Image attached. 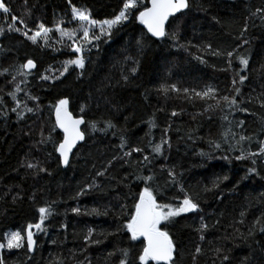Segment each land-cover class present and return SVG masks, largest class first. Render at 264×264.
I'll use <instances>...</instances> for the list:
<instances>
[{
    "label": "trees",
    "instance_id": "1",
    "mask_svg": "<svg viewBox=\"0 0 264 264\" xmlns=\"http://www.w3.org/2000/svg\"><path fill=\"white\" fill-rule=\"evenodd\" d=\"M2 2L11 11L6 17L2 15L7 22L3 26L5 34L0 36V70L8 68L13 73L16 66L28 58L33 59L38 67L29 76L28 84L21 87L39 97L41 111L38 116L27 114L23 120H18L16 113L10 111L14 105L6 95L13 87L6 83L11 76H0V88L3 89L0 96L5 102L0 112L9 109L6 116L0 115V242L11 231H21L26 245L24 230L29 223L39 221L38 208L51 204L54 210L45 221L46 232H35V250L28 253L26 247L12 251L4 249L0 255L5 258V264H119L122 248L129 249L130 264H138L134 257L140 241H130V234L118 231V226L134 211L133 203L143 187L134 176L140 169L135 164L116 160L109 169L114 178L95 177L96 170L105 161L122 154L121 137L127 141L126 150L143 149L142 153L132 154L133 161L142 160L143 155L152 159L148 168L143 169L145 175L156 173L162 184L167 178V170H175L178 184L162 187L158 202L178 204L185 194L179 190L182 185L200 205L198 212L178 217L179 222L167 228L177 245L176 264H194L192 254L198 244L203 251L195 264H264V232L259 231L264 226V219L255 226L254 235L248 236L256 218L264 217V157L235 159L241 149L245 153L258 152L264 142V108L257 99L264 100V21L252 15L256 8L264 7V0H195L190 10L169 22L167 30L177 33V43L152 38L143 51L138 50L136 39L146 31L130 19L113 29L109 42L105 43L104 38L96 42L99 50L92 48L85 56L83 75H80V69L71 66L55 81H42L39 75L49 66L62 70L65 60L76 57L68 47L71 41L65 38L62 44L55 45L58 49L55 51L51 47L33 45L20 34L8 31V26L13 23L11 16L18 17L17 27H22L19 23L22 18L29 27L42 22L54 28L56 22L63 20L62 27L74 28L79 22L71 20L73 6L87 9L93 19L102 21L117 15L124 0ZM138 10L132 12L138 14ZM245 23L248 30L241 37ZM50 37L52 42L60 39L55 31ZM242 39L249 43L237 47ZM205 43H211L213 48H236L229 70H221L228 67L224 57L200 53L190 46ZM179 45L187 46V50ZM198 55H203L206 63L196 59ZM239 56L249 60L246 69L240 65ZM133 60L139 61L135 75L131 74ZM123 75L129 77L127 83L122 79ZM241 75L248 77L243 85H236L240 88L236 99L241 103L230 112L223 104L224 111L205 112L208 104L215 101L188 99L173 92L165 96L160 91L162 85L171 84L196 90L212 86L221 95L231 96L234 94L230 91L232 79L239 80ZM102 94L111 99L112 105L101 103V107H97ZM19 98L24 99L23 92L19 93ZM61 98H68L70 112L75 117L83 116L86 121L83 126L85 140L76 148L66 168L58 162L52 144H35L41 127L47 135L54 124V108L50 105H55ZM28 104L32 106L33 102L28 101ZM82 105H87L83 113L80 111ZM172 111L178 115L172 116ZM100 119H111L116 128L107 134L92 132L87 121ZM150 121L155 127L150 126ZM229 128L236 134L234 139L231 134L228 137L233 150H229V144L223 140V133ZM52 135L55 140L62 139L58 129ZM240 135L250 139L239 141ZM162 139H167L170 147L164 145V154L153 157L152 146ZM210 141L221 143V149H216ZM223 156L230 159H222ZM33 158H39L48 172L35 176L31 170L21 167L22 161ZM252 159L257 160L255 165L251 163ZM251 167L256 168V173H248ZM126 175L128 180L124 181ZM225 176L228 177L226 180ZM94 178L99 187L77 195ZM214 181H218V187H213ZM121 205H127L128 215H120ZM73 208L80 212L74 213ZM93 208L101 213L107 211V215L85 214ZM201 218L209 225L203 232V241L197 230ZM241 220L243 223L239 222ZM89 229L92 239L100 243L85 244L84 237ZM132 244L137 247H130ZM217 248L221 250L219 254L215 251ZM223 255L229 259L222 262Z\"/></svg>",
    "mask_w": 264,
    "mask_h": 264
},
{
    "label": "snow or ice",
    "instance_id": "2",
    "mask_svg": "<svg viewBox=\"0 0 264 264\" xmlns=\"http://www.w3.org/2000/svg\"><path fill=\"white\" fill-rule=\"evenodd\" d=\"M71 0H69V3ZM195 0H124L123 8L115 15L112 19L105 20H96L93 19L87 9H78L75 6L71 8V20L78 21V25L74 28L62 27L64 23L63 20L55 23L54 28L48 27L44 23H36L34 27H29V25L22 19H19L20 25L22 27H17L16 22L18 17L15 15L11 16L13 21L12 24L8 26L9 32H16L23 36L26 40L30 41L33 45H38L39 41L43 43L39 46L41 47H51L54 51L58 50L55 45L57 43L62 44L64 39L71 41L70 47L73 53H76L74 59L65 60L63 62L62 70H54L51 66L45 69L44 73L39 75V79L42 81H55L59 80L69 71L70 66H74L75 69H80V75H83V69L85 68V57L82 55L85 51H91L92 48L99 50V44L96 43L104 38V42L107 43L111 40L113 36V29L117 26L122 25L125 22H128L130 19H134L140 25L143 26V29H146V32L142 31L140 38L136 39V45L139 51L149 44L152 38L156 40L164 41L165 39L172 40L174 43H177V33L175 31H168L169 21L171 17H177L178 13H186V10H190L193 6ZM27 4V0H25ZM150 5V6H149ZM201 7L202 10H205ZM139 9L138 14H134L132 10ZM0 10L5 14H9L11 9L6 6L2 0H0ZM30 14V12H29ZM253 16H258L262 21H264V7H258L252 13ZM179 19V17H177ZM218 22V21H217ZM175 23V21H172ZM98 29V31H97ZM248 30V24L245 23L242 31L243 33ZM55 31L59 34L60 39L58 41H53L50 43V33ZM31 33V34H30ZM4 35V29L0 27V36ZM247 39H242L241 45L237 47H242L244 44H248ZM195 47L200 53H207L215 57H224L227 64V68H222V71H227L231 68L232 59L236 53V48L232 50L213 48L211 43H205L201 45H190ZM181 48L187 50V46L179 45ZM2 51V49H0ZM200 60L201 63H206L203 58V55H198L195 57ZM239 59L240 65L247 68L249 60L243 56L237 57ZM126 59H131V57H126ZM139 64L138 60H133V67L131 68V74L135 75L137 71V66ZM37 63L28 58L25 63H21L15 67L13 73L9 72L8 68L0 70V76H11V79L7 80V84H11L13 87L6 95L11 99L13 105L10 108V111L16 113L18 120H23L27 114L37 115L41 111V105L39 104V97L31 93L30 90L22 88L21 85L28 84L29 76L33 75V70L37 69ZM58 72V74H56ZM18 77L22 78L18 80ZM122 79L125 83L128 82L129 77L123 75ZM246 75L239 76V80L235 77L232 79V87L230 91L234 93L233 95H221L219 90L212 87L206 86L201 90L189 89V88H178L175 84L168 86H161L160 91L167 96L170 92L183 94L188 99L193 97L199 98L200 100H211L215 101L214 104H208L205 108V112L214 111L220 109L224 111L225 108H222L221 105H225L226 109L230 112L233 109L239 108V103L236 97L240 95V88L236 85L239 83L243 85L244 81L247 80ZM0 91H3L0 88ZM24 93V99L19 98V93ZM259 105L261 108H264V100H261L259 97ZM28 101H32L33 105L29 106ZM4 99L0 96V107L4 105ZM69 99L61 98L55 103V105H50L54 108L55 122L52 125L51 129L47 133L44 132L43 126L39 132V139L35 141V144L38 146H46L52 144L54 151L58 154V162L63 166L67 167L69 165L70 156L73 155V150L77 148L78 144L85 140L86 129H82V125L86 124V121L83 116L79 118H74L72 112L69 111ZM101 103L112 105V101L109 97L103 96L102 101H97V107H101ZM116 110H119V105H114ZM87 105H82L80 111L83 113ZM241 111H247V109H239ZM9 111L8 108H4L3 112H0V115H7ZM172 116L178 115L176 111H172ZM127 119V118H125ZM227 120V116L224 117ZM150 126L155 127L154 122L150 121ZM243 122H240L242 125ZM87 127L92 130V132H101L107 134L110 130L116 128V125L113 124L111 119H100V120H89L87 121ZM59 129L62 132V139L55 140L53 138V133ZM167 130H165L166 132ZM229 134L232 135L233 139L235 138V133L232 132V129L229 128L226 132L223 133V140L225 143L229 144V150H233V145L229 141ZM250 139L244 135L239 136V141H244ZM237 141V143H239ZM210 144H213L216 149H221L222 145L216 141H210ZM169 145L167 139H162L160 143L154 144L152 146L153 157H158L164 154V145ZM119 148L121 150V155L113 156L107 161L104 162L103 166L96 170L95 177H106L114 178L109 174V169L112 168L113 163L116 160H122L124 164L132 165L135 164L139 167V171L134 174L136 181H141L143 183L142 190L138 192L137 199L133 203L134 211L131 215L128 216V219L125 223L118 226V231H126L130 234L129 239L132 242L140 241L139 250L136 253L134 259L138 260V264H176L175 254L177 253V245L174 243L173 237L170 235L167 230L168 226L174 223H178V217L185 216L189 213H196L200 209L199 203L194 200L187 192H185L183 186L181 185L179 190L184 192L183 198L179 201L178 204H172L167 202H158V195L160 194V189L169 184L177 185L178 181L176 179V173L173 168L167 170V178L163 180L161 184L157 180L156 173L149 171L151 174L145 175L143 173L144 168L152 163V159L148 155H143L142 160L131 159L133 153H142L143 149L140 147H132L127 149V141L124 137H121ZM39 151V147L37 148ZM241 154L236 156L237 160H244L251 157H264V142H261L259 151H249L245 153L243 149L240 150ZM201 155H204L201 153ZM222 159L229 160V156H223ZM251 163L255 165L257 163L256 159H252ZM21 167L31 170V174L39 176L41 173H47L48 169L44 167L43 162L39 158L26 159L21 162ZM163 171V167L161 169ZM249 174L256 173V168L251 167L248 169ZM49 175L51 173H48ZM228 177L225 176L226 180ZM124 181L128 180V176L123 177ZM218 181L213 182V187H218ZM94 187H99L97 180L94 178L86 188L81 189L77 195L83 194L85 191L92 189ZM15 200L16 197H13ZM55 203V202H52ZM120 215H128L125 211L127 205H121ZM53 208L51 204L47 206H41L38 208L39 221L36 223H29L24 230L26 233V245L25 235H22L21 231H11L9 234L3 237V242H0V252L4 249L8 251L19 250L26 247V251L31 253L35 250L37 241L34 239V229L36 232H46L44 227L45 221L53 215ZM74 213H79L80 209L73 208ZM95 213L97 215L104 214L107 215V211L101 213L99 210L93 208L91 212H86L85 214ZM244 213L241 212L243 217ZM264 217H257L253 223V227L249 229L248 236H253L255 231V226L261 224V220ZM243 223V220L239 221ZM219 223V221H217ZM164 226L163 228L161 226ZM66 227V226H65ZM209 225L203 222L201 218V224L199 232H201L200 240L205 239L203 232L208 229ZM260 232H264V226L259 228ZM85 244L100 243L99 240L92 239V230L89 229L87 235L84 237ZM132 248H136L137 245H130ZM121 258L119 264H130V252L128 248H122L119 250ZM203 249L198 244L192 254V259L195 264L197 256L202 253ZM217 254L221 252L219 248L215 249ZM114 253H109L113 255ZM229 257L227 255L222 256V262L227 261ZM0 264H5V258L0 255Z\"/></svg>",
    "mask_w": 264,
    "mask_h": 264
},
{
    "label": "rangeland",
    "instance_id": "3",
    "mask_svg": "<svg viewBox=\"0 0 264 264\" xmlns=\"http://www.w3.org/2000/svg\"><path fill=\"white\" fill-rule=\"evenodd\" d=\"M2 15L4 16V17H6L7 15H9V14H5V13H3V11L2 10H0V27H2L3 28V26H4V24L7 22V18H6V20L2 17ZM4 34H5V32H4ZM51 38V37H50ZM58 41V40H57ZM43 42L42 41H39L38 42V45H40V44H42ZM50 43H52V38L50 39ZM58 44V43H57ZM60 46V51H62L63 49L61 48V45H59ZM41 47V46H40ZM42 48H48V47H42ZM89 51H85V52H83L82 53V55H84V57L87 55V53H88ZM75 55H77L76 53H74ZM71 67V66H70ZM34 231V233L36 232V230L34 229L33 230Z\"/></svg>",
    "mask_w": 264,
    "mask_h": 264
},
{
    "label": "water",
    "instance_id": "4",
    "mask_svg": "<svg viewBox=\"0 0 264 264\" xmlns=\"http://www.w3.org/2000/svg\"><path fill=\"white\" fill-rule=\"evenodd\" d=\"M149 6H150V5H149ZM179 14H181V13H178L177 16H178ZM172 18H174V17H171L170 20H171ZM169 22H170V21H169ZM145 31H146V29H145ZM154 39H155V38H154ZM35 70H36V69H35ZM35 70H33V72H34ZM69 111H70V110H69ZM73 117H74V118H79V117H75L74 115H73ZM83 126H84V125L81 126L82 129H83ZM58 130H59V129H58ZM59 132H60V130H59ZM60 133L62 134V132H60ZM62 135H63V134H62ZM83 142H84V141H83ZM83 142H81L80 144H78V146L81 145ZM78 146H77V147H78ZM75 150H76V149L73 150V154H74ZM72 156H73V155L70 156L69 165H70V162H71ZM61 165H62V164H61ZM69 165H68V166H69ZM62 166H63V165H62ZM68 166H67V167H68ZM63 167L66 168L65 166H63Z\"/></svg>",
    "mask_w": 264,
    "mask_h": 264
}]
</instances>
